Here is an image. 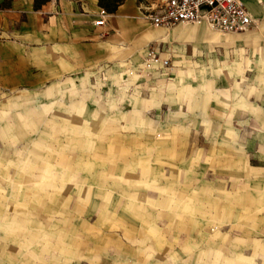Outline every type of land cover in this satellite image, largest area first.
Wrapping results in <instances>:
<instances>
[{"label": "crops", "instance_id": "0c3cea01", "mask_svg": "<svg viewBox=\"0 0 264 264\" xmlns=\"http://www.w3.org/2000/svg\"><path fill=\"white\" fill-rule=\"evenodd\" d=\"M4 1L0 96L20 104L60 102L58 81L74 74V110L68 113L74 117V138L89 157L75 158L74 171L87 169L86 185L93 183L92 168L101 165L90 156L102 149L107 154L101 166L115 167L112 176L101 174L110 179L109 187L135 180L136 162L128 161V152L140 154L136 166L146 177L159 162L172 171L183 167L190 172L196 156L204 164L242 166L249 178L248 209H259L254 230H264V0H241L256 25L223 36L202 23L153 27L141 17L135 0L107 13L99 27L94 26L101 9L97 0H50L37 11L34 0H11L3 6ZM153 42L170 68L151 72L145 96L131 100L122 112H111L110 106L90 109L94 102L78 92L88 72L100 64L121 72L128 65L139 68ZM41 117L53 118L46 113ZM83 244L74 237L63 244L70 246L72 262L74 248ZM108 259L100 255L93 264H112Z\"/></svg>", "mask_w": 264, "mask_h": 264}, {"label": "rangeland", "instance_id": "374dc122", "mask_svg": "<svg viewBox=\"0 0 264 264\" xmlns=\"http://www.w3.org/2000/svg\"><path fill=\"white\" fill-rule=\"evenodd\" d=\"M161 1L135 3L144 17ZM112 67L96 66L79 86L80 95L94 102L90 109L122 112L145 96L149 80L138 78L137 67ZM58 82L60 102L20 104L0 96V264H93L100 255L112 264H264V230H254L259 209H248L242 166L204 164L196 156L190 172L159 162L146 177L134 149L127 158L136 162V182L109 187L103 175L112 176L115 167L101 166L102 149L90 156L101 165L86 185L87 169L74 171L75 158H89L68 113L74 110V74ZM45 113L53 118L43 119ZM160 120L165 123L164 116ZM73 237L86 245L74 248V262L63 245Z\"/></svg>", "mask_w": 264, "mask_h": 264}, {"label": "built area", "instance_id": "2783aa9c", "mask_svg": "<svg viewBox=\"0 0 264 264\" xmlns=\"http://www.w3.org/2000/svg\"><path fill=\"white\" fill-rule=\"evenodd\" d=\"M106 17L107 12L100 9L94 26H103ZM145 18L153 27L168 29L179 24L202 23L221 35L241 33L256 25L241 0H162L159 6L148 10ZM159 67L170 68V61L160 56L158 45L149 44L142 66L136 70L137 76L148 81L151 72Z\"/></svg>", "mask_w": 264, "mask_h": 264}, {"label": "trees", "instance_id": "16d2710c", "mask_svg": "<svg viewBox=\"0 0 264 264\" xmlns=\"http://www.w3.org/2000/svg\"><path fill=\"white\" fill-rule=\"evenodd\" d=\"M49 1L50 0H34L33 9L37 11L42 5L46 4ZM122 3L123 0H97L98 7L104 9L108 14L114 13L117 8L122 5Z\"/></svg>", "mask_w": 264, "mask_h": 264}]
</instances>
